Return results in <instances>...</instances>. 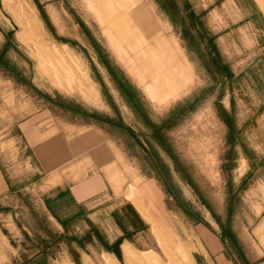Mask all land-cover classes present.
I'll return each instance as SVG.
<instances>
[{"label": "rangeland", "instance_id": "1", "mask_svg": "<svg viewBox=\"0 0 264 264\" xmlns=\"http://www.w3.org/2000/svg\"><path fill=\"white\" fill-rule=\"evenodd\" d=\"M177 39L150 0H0V132L21 134L19 120L37 95L42 126L56 132L58 124H73L67 135L74 147L104 141L123 169L111 194L127 195L148 221L138 230L150 247H128L123 264H264V148L210 147V138L189 147L200 138L194 125L212 124L215 74L204 70L202 93L172 90L180 52L170 42ZM57 250L52 264H82L75 250L77 263Z\"/></svg>", "mask_w": 264, "mask_h": 264}, {"label": "crops", "instance_id": "2", "mask_svg": "<svg viewBox=\"0 0 264 264\" xmlns=\"http://www.w3.org/2000/svg\"><path fill=\"white\" fill-rule=\"evenodd\" d=\"M150 2L178 38V43L170 42L180 52L172 90L183 97L202 93L208 86L204 70L215 74L207 104L212 124L194 125L200 138L189 147L199 148V141L210 138V147L264 148V0ZM110 39L124 67L140 74L134 78L130 73L132 79L146 90L133 61L124 63L118 39ZM219 53L226 57L220 60ZM146 64L148 69L150 62ZM226 66L229 73L222 70ZM37 97L34 101L42 104ZM35 102L19 120L21 134L0 132V264H52L59 245L70 261L75 250L82 264L128 263V247L150 246L145 245L149 237L138 230L147 220L137 205L127 195L110 192L112 182L118 187L122 182L117 155L108 158L103 140L102 147L84 142L74 147L75 138L67 135L74 125L58 124L56 132L51 123L42 126L43 107ZM59 138L66 143H55ZM179 142L178 147H186ZM10 145L18 149L15 156ZM28 147L30 155L25 154ZM118 242V248L111 246Z\"/></svg>", "mask_w": 264, "mask_h": 264}]
</instances>
